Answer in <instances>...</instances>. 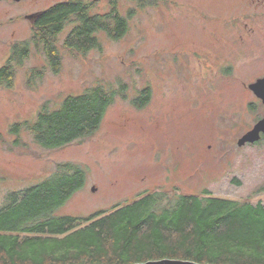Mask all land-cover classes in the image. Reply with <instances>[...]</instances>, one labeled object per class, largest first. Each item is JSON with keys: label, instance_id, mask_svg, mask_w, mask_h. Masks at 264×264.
<instances>
[{"label": "rangeland", "instance_id": "obj_1", "mask_svg": "<svg viewBox=\"0 0 264 264\" xmlns=\"http://www.w3.org/2000/svg\"><path fill=\"white\" fill-rule=\"evenodd\" d=\"M61 1L44 0L32 12L38 17ZM150 1L140 8L121 0L123 16L134 12L128 33L119 40L97 33L103 48L86 55L62 47L74 27L68 25L59 37L58 73L33 49L13 86H0V208L9 193L45 181L65 163L82 167L86 182L56 216L88 217L158 190L207 189L214 197L264 203V137L238 145L264 117L249 89L264 78V0ZM109 11L108 0H100L92 14ZM10 16L0 9V68L13 43L32 37V17ZM96 86L119 94L94 136L46 149L26 132L10 133L43 106L57 109ZM147 87L150 103L135 107Z\"/></svg>", "mask_w": 264, "mask_h": 264}, {"label": "trees", "instance_id": "obj_2", "mask_svg": "<svg viewBox=\"0 0 264 264\" xmlns=\"http://www.w3.org/2000/svg\"><path fill=\"white\" fill-rule=\"evenodd\" d=\"M131 1L140 8L151 4ZM108 2L110 11L105 14H92L98 1L87 0H66L39 14L32 23L31 39L13 44L0 68V86H13L17 68L33 49L43 51L58 73L63 59L59 37L68 25L74 27L62 47L81 55L102 50L99 32L112 40L123 38L134 12L123 16L121 0ZM118 94L111 88L93 87L66 97L57 109L43 106L35 119L12 124L10 133L20 137L26 132L46 149L90 138ZM151 96L147 87L133 105L143 108ZM85 182L82 167L65 163L45 181L9 193L0 208V264H138L164 259L264 264L262 201L214 197L207 189L202 194L158 190L88 217L56 216L55 211Z\"/></svg>", "mask_w": 264, "mask_h": 264}, {"label": "water", "instance_id": "obj_3", "mask_svg": "<svg viewBox=\"0 0 264 264\" xmlns=\"http://www.w3.org/2000/svg\"><path fill=\"white\" fill-rule=\"evenodd\" d=\"M249 89L254 92V94L262 100L264 104V78L258 79L256 82L249 85ZM264 137V117L258 121L254 128L248 131L242 138L239 139L238 145L240 147L245 146L246 144H255L259 142ZM95 190V188H94ZM138 264H199L193 261H184V260H171L164 259L159 261H148L145 263Z\"/></svg>", "mask_w": 264, "mask_h": 264}, {"label": "flooded vegetation", "instance_id": "obj_4", "mask_svg": "<svg viewBox=\"0 0 264 264\" xmlns=\"http://www.w3.org/2000/svg\"><path fill=\"white\" fill-rule=\"evenodd\" d=\"M43 1L44 0H0V9L1 8L4 9V13L7 16L9 14L13 15V16L9 17L11 22L26 21V20H29L31 17L33 18V20H35L37 15L35 16L34 15L35 12H32V11H37V8L40 7V5ZM87 1H98V4L100 2V0H87ZM61 2H63V1H61ZM16 11H18L19 13L14 14ZM24 42H26V41H21V43H24ZM16 43H18V42H16ZM13 44H15V43H13ZM13 44H12V46H13ZM12 46H11V50H12ZM260 101L262 102V100H260ZM262 104H263V102H262ZM263 106H264V104H263Z\"/></svg>", "mask_w": 264, "mask_h": 264}]
</instances>
